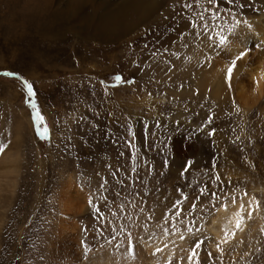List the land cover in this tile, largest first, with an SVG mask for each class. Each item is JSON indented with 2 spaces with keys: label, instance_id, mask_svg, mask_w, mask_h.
Returning a JSON list of instances; mask_svg holds the SVG:
<instances>
[{
  "label": "rangeland",
  "instance_id": "374dc122",
  "mask_svg": "<svg viewBox=\"0 0 264 264\" xmlns=\"http://www.w3.org/2000/svg\"><path fill=\"white\" fill-rule=\"evenodd\" d=\"M263 13L0 0V264H264V91L238 87L253 89ZM70 178L87 201L63 238ZM237 202L245 228L220 239L209 220Z\"/></svg>",
  "mask_w": 264,
  "mask_h": 264
},
{
  "label": "bare ground",
  "instance_id": "6f19581e",
  "mask_svg": "<svg viewBox=\"0 0 264 264\" xmlns=\"http://www.w3.org/2000/svg\"><path fill=\"white\" fill-rule=\"evenodd\" d=\"M262 19L264 21V13L262 15ZM260 20L261 18L257 19L258 22H260ZM244 56H245L244 58H246V55ZM248 72L251 78V87L253 89L251 93L249 94L248 90H246V85L244 86V85L238 84V87H241V90H242L241 95H243L245 98H249L251 94L258 93V95L260 96L264 91V52H262L257 57V59L254 60L252 64L249 65ZM63 191L64 192H63L62 199H61V209L63 211V215L61 216V223L58 226V232H61L62 233L61 237L64 238L68 230H74L73 229L74 223L72 222L71 218L77 212L82 210V208L84 207L87 201V196L84 195L82 188L75 185L74 180L71 178L67 181L66 189H64ZM250 198H251V205L248 207V210L250 209L252 210L257 205L256 198H254L253 196H251ZM241 209H242V206L238 202L234 204L232 209H226L222 207L218 212H216V215L214 214L212 219L209 220L210 223H220V224L216 226L215 228L211 226L210 229L214 230L216 236H218L220 239H224L226 237H233L232 235H235V234L238 235L241 232V230L245 228L244 225L246 224V223H241L242 222L241 216L239 215ZM225 214H227L228 219L224 217ZM224 218L227 219L225 221L226 223H222L220 221V220H223ZM73 234H74V237H72V239L69 241L68 244L73 245V244L78 243V246H79V242L76 238L77 235L75 236V233ZM62 245H65V244H62ZM64 254L70 257V253L64 252ZM117 258L118 256H116L114 259L111 258L112 261L107 264H119L118 262L119 259L116 260ZM95 260L96 261L93 262V264H106V259L96 258Z\"/></svg>",
  "mask_w": 264,
  "mask_h": 264
},
{
  "label": "snow or ice",
  "instance_id": "6c2138e0",
  "mask_svg": "<svg viewBox=\"0 0 264 264\" xmlns=\"http://www.w3.org/2000/svg\"><path fill=\"white\" fill-rule=\"evenodd\" d=\"M210 3H217V0H210ZM227 3H228V4H232V3H233V0H227ZM185 6L188 7V5H185ZM212 15L215 16V15H216V12L214 11V12L212 13ZM204 27L206 28L207 25H204ZM228 39H229L228 37H225V36L221 35V36L219 37V42H220V44H225L226 41H227ZM244 55H245V53H244V52H241L240 55L237 56L236 60H239V59L242 58ZM236 60H233V61H232V66H233V67H230L229 70H228V71H229V78L231 77V73H232L233 68H234V66H235V64H236ZM3 75H4V76H13L14 73H12V72H5V73H3ZM117 79H120V77H117ZM24 85H25V87H26L27 90H28V94H29V96H30V97L33 96L34 93H33V87H32V85L29 84L27 81H24ZM31 107H32L33 109H36V108H37L36 103L33 102V103L31 104ZM36 120H37L38 122L41 120V116H40L39 111L36 112ZM213 134H214V133H213ZM211 195L213 196L214 199L216 198V193H215V192H212ZM193 208H195V205H193ZM98 212H99V208H98ZM193 223H195V222L193 221ZM201 243H202V241L197 242L196 245H195V247H196V248H199ZM209 255H211V254L209 253Z\"/></svg>",
  "mask_w": 264,
  "mask_h": 264
}]
</instances>
